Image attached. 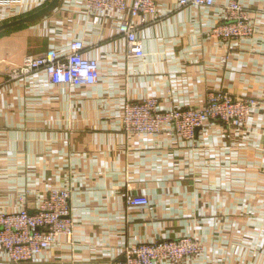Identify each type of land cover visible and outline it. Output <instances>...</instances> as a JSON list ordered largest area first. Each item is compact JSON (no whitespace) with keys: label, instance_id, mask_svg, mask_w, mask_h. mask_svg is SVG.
<instances>
[{"label":"crops","instance_id":"1","mask_svg":"<svg viewBox=\"0 0 264 264\" xmlns=\"http://www.w3.org/2000/svg\"><path fill=\"white\" fill-rule=\"evenodd\" d=\"M156 1L158 17L147 23L129 11L97 23L84 0H60L45 17L0 32L6 67L67 54L73 42L99 65L93 86H55L42 70L17 81L0 75V208L12 211L23 198L33 214L49 191L72 192L73 239L21 264H114L127 247L182 238L205 251L179 264H264V0H236L257 33L233 42L206 34L234 0L211 8ZM51 2L0 0V27ZM123 21L138 27L143 58L128 54L116 29ZM213 91L259 101L243 130L209 121L192 141L122 130L127 102L196 109ZM133 196L149 205L129 207ZM0 264L14 263L0 251Z\"/></svg>","mask_w":264,"mask_h":264},{"label":"built area","instance_id":"2","mask_svg":"<svg viewBox=\"0 0 264 264\" xmlns=\"http://www.w3.org/2000/svg\"><path fill=\"white\" fill-rule=\"evenodd\" d=\"M84 11L100 23L110 13L129 11L132 19L140 18L147 23L148 17L157 18L159 8L156 0H84ZM215 6V0H181L180 7ZM225 22L206 34L208 39L233 42L252 39L257 27L247 11L236 0L225 6ZM118 34L126 40L128 54L143 58L142 41L138 38V27L131 21H123L117 28ZM82 42H73L67 54L60 55L55 50L39 56H26L22 63L13 65L0 61V75L9 81H17L36 71H44L55 86H93L99 81V65L95 60L85 58ZM229 56L222 57L226 65ZM4 66L6 67L4 69ZM259 107L254 98H244L213 91L208 93L201 108L172 109L161 111L158 99H145L141 102H127L121 118L122 130L132 137L157 136L165 134L185 141H192L196 131L209 122H219L227 130L241 131L245 128L252 110ZM129 207L144 208L149 200L144 196H133L126 200ZM75 223L73 218L71 190H51L40 203L35 213H30L23 198L19 199L14 210L0 208V251L14 264L32 261L59 243L60 238L73 239ZM203 244L193 238L159 240L154 243H141L124 250V259L114 264H179L187 258L201 256Z\"/></svg>","mask_w":264,"mask_h":264},{"label":"water","instance_id":"3","mask_svg":"<svg viewBox=\"0 0 264 264\" xmlns=\"http://www.w3.org/2000/svg\"><path fill=\"white\" fill-rule=\"evenodd\" d=\"M59 1L60 0H52V2L47 7H45L44 9L36 12L35 14H33L31 16H28V17H25L23 19H20L18 21H15V22H12V23H9V24L1 26L0 27V32H2L4 30H7V29H10V28L21 26L23 24L32 23V22H34L36 20H39V19L45 17L46 15L50 14L56 8V6L58 5Z\"/></svg>","mask_w":264,"mask_h":264}]
</instances>
